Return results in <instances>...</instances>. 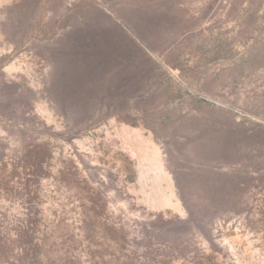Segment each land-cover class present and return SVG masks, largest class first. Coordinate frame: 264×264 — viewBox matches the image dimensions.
<instances>
[{"label": "rangeland", "instance_id": "374dc122", "mask_svg": "<svg viewBox=\"0 0 264 264\" xmlns=\"http://www.w3.org/2000/svg\"><path fill=\"white\" fill-rule=\"evenodd\" d=\"M0 253L264 264V0H0Z\"/></svg>", "mask_w": 264, "mask_h": 264}, {"label": "trees", "instance_id": "16d2710c", "mask_svg": "<svg viewBox=\"0 0 264 264\" xmlns=\"http://www.w3.org/2000/svg\"><path fill=\"white\" fill-rule=\"evenodd\" d=\"M139 20V19H138ZM141 21V20H140ZM178 184V183H177ZM178 187H179V184H178ZM189 207H187V209H188ZM188 213L191 215L192 213H191V210L190 209H188ZM34 249H35V246L33 245V244H29V245H27V246H25V247H18V251L20 252V251H22L23 253H24V251L25 250H27V252L31 255V253L34 251ZM9 250H11V251H13V247H12V249L9 247ZM21 255V254H20ZM3 256H4V254H1L0 253V262L2 261V259H3ZM32 256V255H31ZM35 260V259H34ZM11 262H13V261H11ZM17 264H34V261H32L31 259L30 260H26L25 258L24 259H21V261H18L17 262Z\"/></svg>", "mask_w": 264, "mask_h": 264}]
</instances>
